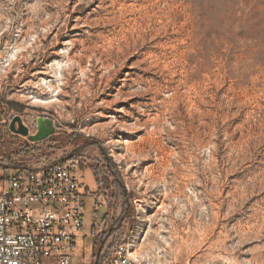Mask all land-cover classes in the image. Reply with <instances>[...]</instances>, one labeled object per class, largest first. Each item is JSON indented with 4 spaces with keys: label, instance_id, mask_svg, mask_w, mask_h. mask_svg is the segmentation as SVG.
Wrapping results in <instances>:
<instances>
[{
    "label": "rangeland",
    "instance_id": "rangeland-1",
    "mask_svg": "<svg viewBox=\"0 0 264 264\" xmlns=\"http://www.w3.org/2000/svg\"><path fill=\"white\" fill-rule=\"evenodd\" d=\"M71 156L99 257L264 264V0H0V175Z\"/></svg>",
    "mask_w": 264,
    "mask_h": 264
},
{
    "label": "built area",
    "instance_id": "built-area-1",
    "mask_svg": "<svg viewBox=\"0 0 264 264\" xmlns=\"http://www.w3.org/2000/svg\"><path fill=\"white\" fill-rule=\"evenodd\" d=\"M80 162L71 156L0 175V264H152L134 257L129 241L99 257L103 240L115 235V215L100 212V197L81 182ZM78 239L91 241L94 255L78 257Z\"/></svg>",
    "mask_w": 264,
    "mask_h": 264
},
{
    "label": "water",
    "instance_id": "water-1",
    "mask_svg": "<svg viewBox=\"0 0 264 264\" xmlns=\"http://www.w3.org/2000/svg\"><path fill=\"white\" fill-rule=\"evenodd\" d=\"M9 129L21 136L27 137L28 140L37 142L47 139L55 132V122L53 118L46 114L40 113L36 119V131L29 133V129L24 125L20 116H13L10 121Z\"/></svg>",
    "mask_w": 264,
    "mask_h": 264
},
{
    "label": "bare ground",
    "instance_id": "bare-ground-1",
    "mask_svg": "<svg viewBox=\"0 0 264 264\" xmlns=\"http://www.w3.org/2000/svg\"><path fill=\"white\" fill-rule=\"evenodd\" d=\"M36 102H38V103H41V104H45V103H46V101H44V100H41V99H40V100H39V99H37V100H36Z\"/></svg>",
    "mask_w": 264,
    "mask_h": 264
}]
</instances>
